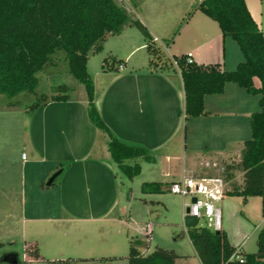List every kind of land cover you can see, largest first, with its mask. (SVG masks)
Masks as SVG:
<instances>
[{
    "label": "crops",
    "instance_id": "obj_1",
    "mask_svg": "<svg viewBox=\"0 0 264 264\" xmlns=\"http://www.w3.org/2000/svg\"><path fill=\"white\" fill-rule=\"evenodd\" d=\"M188 1L160 0L159 3L163 10L161 12L159 8L158 16L168 14V17L159 19L165 32L161 36L166 38L174 22L180 18L179 33H184L190 42L184 51L174 50L171 57L189 53L196 63H217L224 69H233L240 61L238 47L231 38L221 36L219 28L208 20L209 17L198 10L188 11L191 6ZM244 1L264 34V16L257 0ZM129 10L134 14L136 8L130 7ZM143 22L150 36L157 41L152 26ZM131 28L125 26L119 34L111 35L121 39L122 45L127 43L123 53L110 47L107 40L102 46L118 58L123 68L119 70L117 63L109 71L96 70L91 78L95 107L110 132L127 144L146 148L154 160L144 162L161 165L157 181L161 183L183 177H201L203 162H198L197 158L200 151L196 144L187 146L188 138L202 139L201 142L209 146L205 158L239 157L245 140L240 117L250 114L247 107L250 94L234 83H225L221 93L204 95L206 114L191 117L190 122L184 121L182 83L175 64L160 69L146 66L145 61L133 62L131 56L145 49V42ZM165 50L168 52V46ZM75 88H71V92L77 93H71L67 100L47 101L32 110L8 108L4 112L7 124L3 127V141L0 142V261L15 263L17 255L3 246L14 242L15 238L23 243L35 242L41 258V240L48 238L58 250L57 256H66L52 260H72L68 264L80 261L107 264L106 261L118 258L123 264L126 259L127 253H116V243L106 249L107 253H97L100 252L99 243L94 238L100 237L102 226L117 224L119 228L129 229L124 216L132 195L129 193L126 201L122 200L117 185L118 173L106 146L107 136L87 117L84 89ZM19 139L29 148L34 163L42 167V174L40 183L34 180L27 183L25 175H21L16 190L5 174L9 151ZM175 161L181 165L178 171L173 167ZM142 165L140 163V173ZM58 170L52 182L44 184ZM168 177L170 179L165 180ZM12 194L16 205L10 199ZM251 198L255 196L247 197L244 204H248ZM116 212L118 216H114ZM120 231L116 229L114 233L120 234ZM68 232L72 234L68 236ZM225 233L232 246L245 252L244 241L232 243L227 231ZM172 250L182 257L176 249ZM48 260L45 259V263Z\"/></svg>",
    "mask_w": 264,
    "mask_h": 264
},
{
    "label": "trees",
    "instance_id": "obj_2",
    "mask_svg": "<svg viewBox=\"0 0 264 264\" xmlns=\"http://www.w3.org/2000/svg\"><path fill=\"white\" fill-rule=\"evenodd\" d=\"M136 6L132 2L131 7ZM192 10L215 21L221 36L236 43L242 60L227 70L217 63H196L184 54L172 56L171 64L174 62L182 83L183 119L206 114L204 95L221 93L228 82L258 96V110L247 116L250 135L242 142L239 159L223 165L226 174L236 170L242 173L240 185L225 190L224 195L239 196L242 203L247 197H261L264 215V34L244 0H199ZM125 26L136 28L143 36L145 49L159 57L147 27L115 0H0V95L13 97L29 92L35 97L22 107L17 102H8L6 107L32 110L47 101L67 100L70 97L67 84L52 86L50 93L40 92L38 96L35 90L39 72L46 69L54 72V65L65 62L67 72L83 85L89 121L107 136L110 158L119 172L131 180L140 173L136 160L152 163L154 157L146 148L127 144L110 132L95 107L93 83L86 69L88 56L100 52L106 38L119 34ZM148 65L166 67L165 64L157 66L153 59ZM105 68L112 69L113 65L107 64L104 58L101 69ZM128 160L134 162L127 163ZM170 183L142 182L140 191L160 193ZM198 220L183 215L187 238L200 264H264V228L256 233L254 252H237L223 229L215 231ZM138 243L129 241L127 264H174L178 257L174 250L160 246L142 252ZM24 251L34 259L40 257L35 242H25ZM236 254L239 259L235 258ZM71 261L58 259L48 263Z\"/></svg>",
    "mask_w": 264,
    "mask_h": 264
},
{
    "label": "rangeland",
    "instance_id": "obj_3",
    "mask_svg": "<svg viewBox=\"0 0 264 264\" xmlns=\"http://www.w3.org/2000/svg\"><path fill=\"white\" fill-rule=\"evenodd\" d=\"M117 3H121L124 7L129 9L132 5V2L137 4L136 10L134 11V15L138 18L142 23L146 21V23L150 24L157 35V41H154V47L157 51V56L151 55L146 49L139 50L135 52L131 56V60L133 62H141L145 61L146 66H149V60L153 59L156 61V65L165 64L166 67L171 66V55L175 53L174 50L181 49L184 51L185 47L190 44L189 40L185 39L184 33H179V29L182 23V19H178L174 22L169 34L163 38L164 28L161 25L159 19L162 17H168V14H159L163 9L160 8V0H115ZM257 0L258 5L260 6V12L262 16H264V0ZM191 6L188 11L194 8L198 0H189L188 1ZM160 8V10H159ZM164 13V12H163ZM164 15V16H163ZM143 20V21H142ZM215 27H218L216 22L212 19H208ZM130 30L135 32V34L139 38H143L141 33L134 27ZM179 34V35H178ZM178 35V36H177ZM177 36V37H176ZM120 38V37H119ZM153 39V38H152ZM107 44L110 47H114V49H119L122 53L124 49L128 47L127 43L125 45L121 44V39H117L116 36H108L106 38ZM144 40V39H143ZM232 40V39H230ZM174 42V46L172 44ZM233 44H236L232 40ZM165 46H168V52L165 50ZM237 46V45H236ZM241 54V53H240ZM106 59V63L109 65L115 66L117 63V59L113 57V55L108 52V50L104 47L100 52L95 54H90L88 56L87 62V72L92 78L94 72L96 70H102L101 65L103 64V59ZM242 60V55H240V61ZM111 68H105L104 70L109 71ZM52 70L54 72H50L49 69H46L43 73L39 72L37 74L39 82L36 86L35 90L38 94L40 92L50 93V87L56 86L59 84H67L70 87L69 95L76 94L77 92H71V88H75V90H81L83 85L76 81L68 72L66 68V63L63 61L58 62L53 66ZM256 84L258 83L255 80ZM72 93V94H71ZM249 104L247 103V107L249 109V113L258 110L257 95H248ZM73 97V96H72ZM34 94L29 92H22L13 97H7L5 95H0V142L3 141L2 133L3 127L7 124L3 117H5V110L8 109L6 107L9 102H17V105L20 107L30 103L34 100ZM186 120H192L191 117H188ZM184 120V121H186ZM241 122H243V126L245 128V139H247L250 135L249 123L247 120V116L241 118ZM194 140V141H193ZM202 139H192L188 138L187 146L193 147L195 144L197 146L196 149L200 151V156H198V162L202 163V175L201 176H220L226 182V188L231 189L233 187H238L241 182L242 173L239 171H233L229 174H226L223 171V165L231 162H236L239 157L236 156H228L225 159H219L220 157H210L205 158L206 154L209 151V146H205V142H201ZM204 141V139H203ZM194 143V144H193ZM9 161H8V169L6 171L5 177L7 180L16 187L19 184L20 176L25 175L26 182H32L34 180L36 183L40 181L41 166L37 163H34V157L31 155L29 148L26 146L22 139H19L17 143L11 147L9 151ZM23 155V157H22ZM137 162L142 163L143 169L140 174L133 177L131 180L126 179L121 172L116 168L118 173L117 185L121 190V198L123 201H126L127 194L131 193V203L127 206L128 211H126L124 219L128 222V230L125 227L119 228L120 226L117 224H113V226H102L100 237L94 238L97 243H99L100 252H97L99 255L103 253H107L106 249H109L110 245L116 243V253L118 255L124 253L126 254L128 251L129 241L139 242L137 247L142 252H149L153 249L154 246H160L166 249H176V251L182 254V257H177L175 260V264H200L198 258L195 255L193 247L188 241L187 235L185 233L183 214L185 212V203L189 202L188 197H181L177 194H173L168 191L169 184H166V188L163 189L160 193H142L140 191V184L142 182H150V181H158L160 178L158 176V169L161 165H152L147 164L142 160H136ZM127 163H132L134 160H128ZM215 163V165H213ZM115 165V164H114ZM173 167L175 170H180L181 165L180 162H173ZM50 177H48L44 184L47 183ZM170 179L165 178V180ZM40 183V182H38ZM165 183V182H163ZM169 183V182H168ZM13 203L16 205L15 195H11L10 198ZM261 205L262 198L255 196V198L249 199L248 204L242 203V198L239 196H228L224 195L222 199L216 204V206L220 210V225L221 229L227 231V234L232 241V243L239 244L244 241V251L245 252H254L255 251V237L256 233L259 229L264 228V216L261 215ZM118 212L114 214V216H118ZM151 223V233L150 236H145L143 232L144 223ZM199 224H204L203 219L198 220ZM118 229L120 234H115L114 232ZM72 232H68V236L71 235ZM71 237V236H70ZM69 238V237H68ZM94 241V242H95ZM50 240L48 238L42 239L40 244L39 254L41 257L34 259L28 256L24 251V243L19 239L15 238L14 242L5 243L4 249L8 251H12V253L17 255V259L15 263L10 261H0V264H49L48 262L52 259L56 258H66V256H57L58 251L53 245H51ZM96 243V242H95ZM111 252V251H110ZM69 253V252H67ZM73 253V252H72ZM78 254V253H77ZM71 255V254H67ZM97 255V254H95ZM45 259H49L47 263H45ZM106 261V260H105ZM107 264H121L120 259H116L115 261H106ZM73 264H87L84 261L75 262ZM123 264H126V259L123 261Z\"/></svg>",
    "mask_w": 264,
    "mask_h": 264
},
{
    "label": "built area",
    "instance_id": "obj_4",
    "mask_svg": "<svg viewBox=\"0 0 264 264\" xmlns=\"http://www.w3.org/2000/svg\"><path fill=\"white\" fill-rule=\"evenodd\" d=\"M187 59H191L189 53L187 54ZM117 68L121 70L123 64L119 63ZM225 190H227L226 182L220 176L183 177L172 181L168 186L169 192L183 198H189V202L184 204V214L197 219H203L204 224L213 230L221 228L220 210L216 204L224 196ZM192 198L195 199L193 202L191 201ZM150 233L151 226L147 223L144 235L149 237ZM237 252H240V249H237ZM234 256L239 259V254Z\"/></svg>",
    "mask_w": 264,
    "mask_h": 264
},
{
    "label": "water",
    "instance_id": "obj_5",
    "mask_svg": "<svg viewBox=\"0 0 264 264\" xmlns=\"http://www.w3.org/2000/svg\"><path fill=\"white\" fill-rule=\"evenodd\" d=\"M58 173H59V170L56 171L54 174H52V176L49 178V180L47 181L46 184L49 185V184L52 182L53 178H54L56 175H58ZM194 200H195L194 198L191 199L192 202H193ZM215 231H217V230H215Z\"/></svg>",
    "mask_w": 264,
    "mask_h": 264
}]
</instances>
